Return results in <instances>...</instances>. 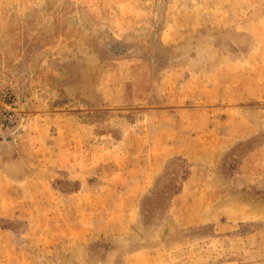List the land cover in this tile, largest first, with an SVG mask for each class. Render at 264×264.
<instances>
[{"label": "rangeland", "instance_id": "rangeland-1", "mask_svg": "<svg viewBox=\"0 0 264 264\" xmlns=\"http://www.w3.org/2000/svg\"><path fill=\"white\" fill-rule=\"evenodd\" d=\"M0 264H264V0H0Z\"/></svg>", "mask_w": 264, "mask_h": 264}, {"label": "bare ground", "instance_id": "bare-ground-1", "mask_svg": "<svg viewBox=\"0 0 264 264\" xmlns=\"http://www.w3.org/2000/svg\"><path fill=\"white\" fill-rule=\"evenodd\" d=\"M167 228H163V230H162V232H161V234H160V236L162 237V238H165L166 236H167Z\"/></svg>", "mask_w": 264, "mask_h": 264}]
</instances>
